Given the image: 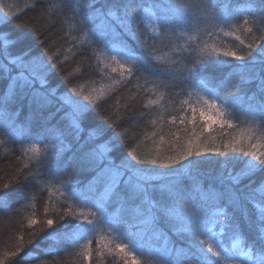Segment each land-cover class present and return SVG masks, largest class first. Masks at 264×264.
Masks as SVG:
<instances>
[{"label":"trees","instance_id":"obj_1","mask_svg":"<svg viewBox=\"0 0 264 264\" xmlns=\"http://www.w3.org/2000/svg\"><path fill=\"white\" fill-rule=\"evenodd\" d=\"M205 3L214 6L217 15L229 18L230 24L237 21L243 24L248 20L247 26L253 29L252 33L245 34L248 37H261L264 32V0H134L133 7L138 6V14L131 20L130 31L121 39L109 37L107 40H101L96 33L93 13L84 7V0H0V33L9 34L15 41L8 46L7 53L26 58L42 57L48 63V87L55 97L70 96L86 109L80 124L82 131L78 134L69 127V121L63 119L68 106L57 111L60 106L55 99L43 112L13 103L6 111L0 110V115H6L5 121L0 120V185L14 182L18 172L41 173L36 181L29 179L22 185L12 183L11 198H0L2 264H123L115 255L117 243L129 245L125 251H134L138 264H175L177 260L179 264H188L185 253L201 247L199 240L207 237L197 239L188 232H175L171 218H157L154 227L158 239L149 238L151 231L148 237L141 238L124 219L131 215L129 206L124 205L122 211L121 205L113 199L106 204L104 215L119 222L118 226L107 222L97 224L94 231L77 242L69 236L79 225L72 217L61 221L60 216L66 209L80 212L91 207L84 200L98 194L90 191L95 173L82 167L78 160L84 152L99 145L106 144L110 150L108 155L117 163L127 159L136 164L129 153L141 159L158 152L168 155L169 147L176 143L178 148L186 143L194 129L203 141L202 148H222L233 139L247 147L249 136L253 137L252 143L264 144V121L253 117L249 108L259 101L258 81L240 80L237 73L243 72L239 65L244 62L233 61L230 66L217 69L210 64L215 54L205 55L200 51L207 42L221 51L230 48L239 52V48L234 47L239 41L233 37L204 35L203 23L199 24L201 30L196 31L197 21H203L206 11L194 5ZM176 4L183 5L185 10L176 9ZM161 5L168 6L169 16L174 18L172 25H159ZM153 20L157 21L155 31L151 27ZM132 33H137V38H133ZM189 36L193 37L191 41ZM260 46H264V39H260L257 52ZM4 51V43L0 41V62H6ZM246 59L251 60V57ZM256 59L258 62L259 57ZM202 64L208 66L201 67ZM130 68L131 75L128 74ZM193 68H201L195 78L189 73ZM222 79L224 83L220 82ZM233 81L237 82L235 86ZM73 88L80 95H75ZM253 96L256 101L250 100ZM201 97L209 101L215 99L232 127L214 125L202 131L203 122L199 121L198 112L197 122L189 123L192 107H206ZM95 129L101 131L90 139L89 134ZM58 136L71 148L53 156L51 150L58 143ZM33 145L37 150L29 151ZM235 155L205 152L193 157L199 164L190 175L189 169L194 166L187 161L183 162V168L139 164L137 167L148 168V174L156 177L157 185L164 190L179 185L184 194L179 205L197 214L203 210L211 216L216 211H231L225 208L226 201L214 199V194L223 191L222 177L226 179L229 171L235 174L243 166L229 159ZM261 175L264 174L257 172L250 178L245 177L241 189L247 184L259 187ZM152 195L157 200L163 199L160 191ZM249 210L254 212L251 205ZM47 219H52L53 225H47ZM30 220L36 223L30 224ZM216 231L221 233L217 239L227 248L238 242L245 251L259 250L261 237L246 219H242L239 231L221 232L219 226ZM210 242L215 244V241ZM254 242L256 248H253ZM85 244L91 253L87 259L81 255L84 251L81 246ZM165 245L172 251L162 260ZM202 247L206 251L207 246ZM108 248L113 252L109 253ZM12 252L16 255L12 256ZM207 255L215 260L211 253Z\"/></svg>","mask_w":264,"mask_h":264},{"label":"snow or ice","instance_id":"obj_2","mask_svg":"<svg viewBox=\"0 0 264 264\" xmlns=\"http://www.w3.org/2000/svg\"><path fill=\"white\" fill-rule=\"evenodd\" d=\"M134 0H84V7L93 13L92 23L96 28L101 40H107L109 37L114 39H121L122 35L130 31V24L133 17L138 14V6L133 7ZM174 7L180 11H184V6L176 4ZM196 8H203L206 15L203 21H197L196 31H200L199 24L203 23L204 35L213 37L223 34L225 37H233L239 41V45L234 47L239 48L238 51H233L230 48L221 51L215 46H209L207 42L200 48V51L205 55L215 54V59L210 61V64L222 69L225 65L230 66L233 61L244 62L239 65L243 72L237 73L240 80L258 81L257 87L260 91L259 101L249 105L250 114L253 117L258 116L261 121H264V46H259L260 39H264V32L261 37L252 35L246 36L247 33H252L253 29L248 27V20H244L243 24L238 21L236 23H229V18L221 17L213 11L214 6L209 4H197ZM161 15L159 17V25H172L174 18L168 14V6L161 5ZM264 23V20H262ZM224 27H221V25ZM157 21L153 20L151 27L153 31L156 30ZM228 28L229 30H225ZM219 30L218 32L216 30ZM133 38H137V33H132ZM193 37H188L191 41ZM247 39V43L245 42ZM0 41L4 43V60L0 62V110L6 111L10 103L25 105L33 111L43 112L49 109L54 102L60 106L57 111H60L65 105L68 110L65 112L63 119L69 121V127L74 130L76 134L82 131L80 124L84 117L86 109L80 105L79 101L72 97L65 95L62 98H56L54 91L48 87V63L39 56L26 58L25 55L10 56L7 53V48L15 41L9 34L0 33ZM146 43V42H145ZM189 48L192 45L189 44ZM194 50V49H193ZM256 53V56H253ZM251 57V60L246 58ZM256 57H259L257 62ZM228 58H231L229 60ZM51 59V57H49ZM112 59L120 64L113 56ZM208 64H202L201 67H207ZM123 68V66L121 65ZM140 67H143L141 63ZM201 68L189 69L190 75L195 78ZM115 71V69H113ZM128 74H132V69H128ZM224 83L222 79L220 81ZM233 86L236 81H233ZM209 94L212 90L209 89ZM75 95H80L75 88L72 89ZM91 99L90 97H84ZM206 107H192L193 113L189 123L197 122V112L199 121L203 122V128L212 129L214 125L220 128L227 126L232 127L229 120L224 119L225 112L218 107L216 100L211 101L203 99ZM251 101H256V97L250 98ZM235 107V105H233ZM184 122L183 120L181 121ZM97 131L95 129L89 134L91 139ZM77 135V139H78ZM249 143L245 147L242 141L233 139L229 143H224L222 148L215 146L201 147L203 141H200L199 135L193 130L191 138L187 139L186 143L176 147L173 143L169 149L168 155H161L159 152L148 158L141 159L135 153H129L132 160L136 164L130 163L127 159L121 160L119 163L108 155L109 148L105 145H99L88 152H84L78 160V163L87 170L95 173L92 182H90V191H96L98 194L95 197L85 198L84 203L90 204L91 207L87 211L75 212L72 210H65L64 215L60 216V220L64 221L66 217L75 219L79 227L75 232L71 233L69 238L79 241L96 229L97 224L107 222L109 225L118 226L117 221L111 217L104 215V209L107 203L113 199L121 205L124 211V205L129 206L130 217H125V221L129 222V227L135 228L137 234L141 238L148 237L149 231L152 235L150 239H158L156 235L155 224L158 217L171 218L174 220L172 225L173 230L177 233L188 232L197 239L200 236H205L207 239L199 240V247L196 250L185 253V259L188 264H264V175L260 177V186L252 187L251 184L244 185L241 189L240 185L245 177L250 178L257 172L264 174V144L252 143V136L247 137ZM163 140V137H161ZM179 138H177L178 142ZM58 143L53 145L51 150L53 156H58L60 153L70 150L71 145H66L63 138L57 137ZM35 145L29 151H36ZM205 152L218 153L227 156L229 152L237 155L229 157V159L241 163L243 166L235 174L232 171L227 173L226 179L222 177L224 185L223 191L215 193L214 199L226 201L225 208H231V211H216L211 216L204 213L203 210L199 214L192 212L187 208L178 204V201L184 199L183 189L179 185L170 187L168 190L160 188L156 177L148 174L149 170L146 167H137L139 165H154L163 168H174L175 165L184 167L183 162L193 165L189 169V175L195 171V166L199 161L192 159L193 157H200ZM244 157L250 159L245 160ZM39 163V161H37ZM41 175L39 171H29L27 175L23 172H18L17 179L14 182H8L0 185V198L9 199L12 193L9 191L12 183L22 185L24 181L31 179L36 181ZM160 191L163 197L162 200H157L152 193ZM23 195V192L20 193ZM259 196V199H258ZM204 199H207L205 196ZM139 202V203H137ZM249 205L252 206L254 212H250ZM95 209V211H93ZM47 212V209H45ZM91 217V218H90ZM242 219H246L249 226L254 232L261 237L258 252L253 250L245 251L239 247L238 242L233 243L231 248H227L217 239L221 233L216 231L217 226L224 230L236 232L240 230ZM30 224H35V220H30ZM47 225H53L52 219H47ZM87 225L88 227H85ZM63 227V225H61ZM58 232V229H53ZM37 235V234H34ZM50 235V234H49ZM210 241H215V244ZM31 242V241H29ZM91 243V241H88ZM203 245H206V251ZM84 251L81 255L87 259L90 256V251L87 249V244L81 246ZM107 248L108 246L105 245ZM129 245L117 243L115 245V255L123 260V264H138L136 254L134 251H125ZM253 248H256L255 242ZM19 250V249H18ZM171 249L165 245L164 251L161 253V259L166 260L171 255ZM108 252L112 253L113 249L108 248ZM207 253H211L215 260H210ZM12 256L16 252L11 253ZM2 264V262H0ZM171 264V262H170ZM175 264H179L177 260Z\"/></svg>","mask_w":264,"mask_h":264},{"label":"rangeland","instance_id":"obj_3","mask_svg":"<svg viewBox=\"0 0 264 264\" xmlns=\"http://www.w3.org/2000/svg\"><path fill=\"white\" fill-rule=\"evenodd\" d=\"M4 119V121L6 120V115L4 114H2V115H0V120L2 121Z\"/></svg>","mask_w":264,"mask_h":264}]
</instances>
